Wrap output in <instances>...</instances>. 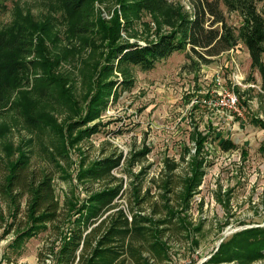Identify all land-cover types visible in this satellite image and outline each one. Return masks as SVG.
Returning a JSON list of instances; mask_svg holds the SVG:
<instances>
[{
    "label": "trees",
    "instance_id": "16d2710c",
    "mask_svg": "<svg viewBox=\"0 0 264 264\" xmlns=\"http://www.w3.org/2000/svg\"><path fill=\"white\" fill-rule=\"evenodd\" d=\"M95 1L60 0L58 17L63 19L61 24H67L65 30L56 29L55 16L43 22L19 11L0 28V114L15 109L14 122L48 132L51 138L41 145L42 157L63 178L76 179L85 192L82 196L78 187L71 186L62 210L53 172L45 165L34 166V134L12 140L7 137L12 124L5 118L0 123V199L5 200V207L0 202V218L7 223L6 216L15 219L24 203L20 224L13 228L12 221L5 228L6 233L14 232L9 242L14 253L40 232H56L47 251L40 252L42 263L50 257L53 264H127L129 259V264L164 263L172 257L174 236L187 238L189 247L200 243L202 222L193 219L191 201L206 172L207 157L202 150L207 137L196 136V151L185 174L178 175L179 163L167 157L159 174L150 178L152 185L146 192L142 193L141 183L134 182L127 208L117 201L124 191V178L114 172L126 159L123 151L104 148L91 156L82 142L101 130L105 125L102 115L110 102L122 88L132 85L130 65L148 70L188 46L196 52L206 47L209 55H216L243 41L252 66L264 75V13L258 7L260 0H196L191 12L170 0H116L127 23H131V13L139 17L145 11L156 21L157 37L141 42L122 35L118 8L111 19L98 15L91 20ZM221 1L228 10L241 13L239 26L228 23ZM6 7L0 0V11ZM165 25L168 28L163 29ZM61 34H66L71 45L52 51L47 44ZM76 40L88 45L89 51H81L85 56L70 73L61 72L66 51H73ZM76 69L87 86L81 99L76 92ZM256 121L264 127L261 118ZM222 146L230 149L236 143L226 138ZM145 152L134 151L131 160ZM94 182L99 186L94 187ZM152 186L160 191L158 198H149V210L135 207L146 201L148 193L153 197ZM260 258H264V223L225 237L203 264H252ZM189 264H195L194 260Z\"/></svg>",
    "mask_w": 264,
    "mask_h": 264
},
{
    "label": "rangeland",
    "instance_id": "374dc122",
    "mask_svg": "<svg viewBox=\"0 0 264 264\" xmlns=\"http://www.w3.org/2000/svg\"><path fill=\"white\" fill-rule=\"evenodd\" d=\"M170 1L189 12L193 10V5L197 6L196 0ZM4 2L7 7L0 11V28L11 22L18 11L31 13L35 19L43 22L47 21L48 16H55L58 19L54 20L56 29L67 28V24L60 23L63 19L58 17L60 0ZM221 7L229 24H241L243 17L238 10H228L223 1ZM258 7L264 13V0L258 2ZM94 8L91 20L98 15L111 19L115 8H118L120 31L126 38L145 42L157 37V23L149 12L145 11L139 17L131 13V23H127L122 5L116 0H96ZM166 28L165 25L163 29ZM76 41L78 44L72 46L73 51H66L68 58L62 63L61 72L70 73L79 63V58L85 56L81 51H89L88 45ZM69 43L66 34H61L59 39L47 46L52 51H63L69 48ZM207 50L206 47H198L196 52L188 46L161 59L148 70L130 65L132 85L122 88L119 97L110 102L102 115L105 125L101 130L82 142L91 156L100 154L104 148L106 151L116 148L123 151L126 159L114 172L124 178V191L117 201L127 208L131 205V186L134 182L141 183L142 193L146 192L152 185L150 178L159 174L167 157L179 163L178 175L185 174L188 160L196 151V136L207 137L202 150L207 157L206 172L199 191L191 201L193 219L202 222L198 235L200 243L196 248L189 247L187 238L174 236L171 259L157 264H189L193 260L195 264H203L220 240L241 228L264 223V127L256 121L257 117L264 121V75L259 67L252 66L249 50L243 41L216 55H209ZM117 74L122 78L120 71ZM77 78L76 92L81 99L87 86L82 83L79 72ZM230 91L238 96L236 106L226 103ZM13 112H16L15 109ZM13 112L0 114V123L5 122L6 118L12 124L7 137L18 141L23 136L34 134V166L45 165L53 172L56 193L63 210L64 198L71 186L78 187L79 194L84 196L83 185L78 186L76 179L63 178L54 164L47 163L42 157L41 145L43 142L49 143L51 135L28 128L20 121L14 122ZM226 138L235 142L236 147L223 148L222 141ZM143 149H146L145 154L131 160L134 151ZM73 156L76 158L77 152L74 151ZM74 167L71 169L74 170ZM99 184L94 182L93 186ZM159 191L158 186H152L153 197L148 193L144 203L133 205L149 210V198H158ZM0 202L5 207V200L0 199ZM24 207L23 203V210L15 219L6 216L8 223L0 218V264H53L51 257L47 258L46 263L40 259V252H46L48 244L57 235L52 229L27 240L18 253L12 252L9 247L14 232L6 233L5 228L12 221L13 228L20 224L25 214ZM130 262L129 259L126 263ZM252 264H264V258Z\"/></svg>",
    "mask_w": 264,
    "mask_h": 264
},
{
    "label": "built area",
    "instance_id": "2783aa9c",
    "mask_svg": "<svg viewBox=\"0 0 264 264\" xmlns=\"http://www.w3.org/2000/svg\"><path fill=\"white\" fill-rule=\"evenodd\" d=\"M226 103L230 106H236L238 104V96L235 92L230 91L226 97Z\"/></svg>",
    "mask_w": 264,
    "mask_h": 264
},
{
    "label": "water",
    "instance_id": "95a60500",
    "mask_svg": "<svg viewBox=\"0 0 264 264\" xmlns=\"http://www.w3.org/2000/svg\"><path fill=\"white\" fill-rule=\"evenodd\" d=\"M222 240H223V239H222ZM222 240H220V242H221ZM220 242H219V244H220Z\"/></svg>",
    "mask_w": 264,
    "mask_h": 264
}]
</instances>
